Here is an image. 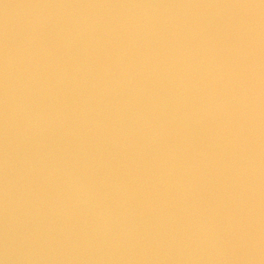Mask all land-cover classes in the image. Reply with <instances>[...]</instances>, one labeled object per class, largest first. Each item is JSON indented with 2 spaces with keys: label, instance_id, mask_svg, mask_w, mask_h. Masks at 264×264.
Segmentation results:
<instances>
[{
  "label": "water",
  "instance_id": "1",
  "mask_svg": "<svg viewBox=\"0 0 264 264\" xmlns=\"http://www.w3.org/2000/svg\"><path fill=\"white\" fill-rule=\"evenodd\" d=\"M0 259L264 264L262 0H0Z\"/></svg>",
  "mask_w": 264,
  "mask_h": 264
},
{
  "label": "clouds",
  "instance_id": "2",
  "mask_svg": "<svg viewBox=\"0 0 264 264\" xmlns=\"http://www.w3.org/2000/svg\"><path fill=\"white\" fill-rule=\"evenodd\" d=\"M262 3H264V0H262ZM0 264H8L7 259H0Z\"/></svg>",
  "mask_w": 264,
  "mask_h": 264
}]
</instances>
